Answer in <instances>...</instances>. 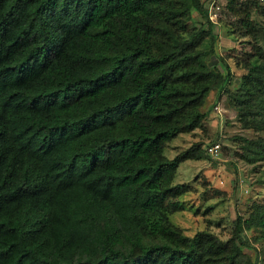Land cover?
I'll return each mask as SVG.
<instances>
[{
  "label": "trees",
  "instance_id": "16d2710c",
  "mask_svg": "<svg viewBox=\"0 0 264 264\" xmlns=\"http://www.w3.org/2000/svg\"><path fill=\"white\" fill-rule=\"evenodd\" d=\"M174 1L0 0V264H237L244 228L264 239V200L226 242L170 219L179 163L206 154L166 143L226 79L194 48L204 30L175 34L192 7L212 29L202 0ZM245 67L239 115L264 130V62Z\"/></svg>",
  "mask_w": 264,
  "mask_h": 264
},
{
  "label": "rangeland",
  "instance_id": "374dc122",
  "mask_svg": "<svg viewBox=\"0 0 264 264\" xmlns=\"http://www.w3.org/2000/svg\"><path fill=\"white\" fill-rule=\"evenodd\" d=\"M202 2L213 22L212 29L206 17L192 7L184 9L183 25L173 26L175 34L187 37L189 32L204 30L194 48L201 51L210 72L226 79L205 97L200 111L206 115L200 125L166 143L164 153L169 158L189 147L203 149L206 154L179 163L173 183H187L190 189L178 197L182 208L170 213V219L187 236L206 230L226 242L233 235L236 217H248L254 204L264 200V158L244 140H260L264 130L245 127L239 115L247 74L245 61L264 62V57L254 55L259 47L264 50V0ZM173 4L181 6V0ZM217 142L220 147L216 150L213 146ZM262 234L261 227L242 230L246 244L240 246L237 264H264Z\"/></svg>",
  "mask_w": 264,
  "mask_h": 264
},
{
  "label": "built area",
  "instance_id": "2783aa9c",
  "mask_svg": "<svg viewBox=\"0 0 264 264\" xmlns=\"http://www.w3.org/2000/svg\"><path fill=\"white\" fill-rule=\"evenodd\" d=\"M216 108L218 109V106H216ZM220 147V144H219V142H217L214 146H213V148L214 149H218Z\"/></svg>",
  "mask_w": 264,
  "mask_h": 264
}]
</instances>
